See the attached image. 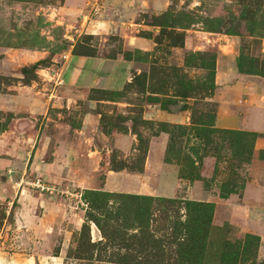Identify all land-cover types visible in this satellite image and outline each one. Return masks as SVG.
Instances as JSON below:
<instances>
[{"label":"rangeland","instance_id":"1","mask_svg":"<svg viewBox=\"0 0 264 264\" xmlns=\"http://www.w3.org/2000/svg\"><path fill=\"white\" fill-rule=\"evenodd\" d=\"M64 2L0 0V159L14 137L1 134L7 99L26 87L53 96L70 37L77 52L95 40L78 33L95 8L68 25ZM168 3L137 15L157 26L153 52L134 54L148 65L145 91L53 103L42 154L69 151L50 169L26 164L27 148L24 163L0 160V264H264V0ZM187 34L201 48L183 49ZM150 104L188 110L152 118ZM36 177L54 188L80 181L85 205L38 191Z\"/></svg>","mask_w":264,"mask_h":264},{"label":"crops","instance_id":"2","mask_svg":"<svg viewBox=\"0 0 264 264\" xmlns=\"http://www.w3.org/2000/svg\"><path fill=\"white\" fill-rule=\"evenodd\" d=\"M168 1L65 0L63 7L65 11H68L66 17L69 21L68 25L75 24L77 22L76 18L79 19L81 13L89 14L92 8H95L96 13H92L88 19L89 21L86 22V27H81L78 32L95 38V40L89 44H83L82 51L77 52L72 50L76 37L73 38L70 35L72 36L70 37L72 43L64 51L66 58L54 74V78L59 84H56L53 96H38L35 95L34 90L26 87V90L22 89V92H18V94L7 99L9 103H7L5 109L12 112L13 117L8 121L7 129H4L1 134H5L6 130L11 131L13 129L14 137L11 140L3 141L7 145L3 151L5 155L0 159L1 163L6 165H17L18 162L24 163L25 148L29 149L27 163H25L28 164L30 161L32 162L30 165L39 168L50 169L60 160V156H66V152L69 151L67 148L59 151L62 152L60 154L56 150L51 156L42 154L43 139L41 138L46 127L45 123L48 120V111L54 107L53 103H71L74 100L77 101L81 95L89 91L123 92L129 93L130 97L131 93H136L137 89L145 91L148 65L146 62L134 57V54H150L153 52L156 45L153 38L157 33V26L137 19V15L139 13H159L166 9L169 5ZM196 37V35H185L182 39V48L192 51L196 47L201 48L202 45H196ZM128 53H130V57ZM131 99H134V96ZM132 101L135 102V100ZM187 110L188 108H183L181 111L170 113L157 110L156 104H150L145 105L143 113L147 117L152 116V118H182L186 116ZM16 113H22L24 116L15 118ZM233 119L234 117L231 115L221 116L219 122L222 124L233 123ZM33 121L37 122L35 127H33ZM253 122L256 128L262 125L258 117ZM11 152H14L15 156L20 158H17V160ZM104 154H98L95 159H91L92 163H97L99 159L104 158ZM65 165L67 164L65 163ZM105 167V163H102L101 168ZM119 177L118 172L111 171L107 175L109 186L116 187ZM73 182L81 185L80 181L74 180ZM0 192L2 195L8 194V186H4V189ZM31 199H34V197H30L27 203L30 204Z\"/></svg>","mask_w":264,"mask_h":264},{"label":"built area","instance_id":"3","mask_svg":"<svg viewBox=\"0 0 264 264\" xmlns=\"http://www.w3.org/2000/svg\"><path fill=\"white\" fill-rule=\"evenodd\" d=\"M61 58L65 60V54H61ZM30 184L33 187H36L38 191H44L49 194L56 192L58 195L62 196L63 198H66L68 200L72 199L71 201L74 202L75 206H84V202L82 199V191L83 187L81 185H78L77 183H74L70 181V185L60 187L59 185L54 188L53 184L50 182H45L44 180H41L40 177H36L33 179ZM55 184V183H54ZM73 187V188H71Z\"/></svg>","mask_w":264,"mask_h":264},{"label":"water","instance_id":"4","mask_svg":"<svg viewBox=\"0 0 264 264\" xmlns=\"http://www.w3.org/2000/svg\"><path fill=\"white\" fill-rule=\"evenodd\" d=\"M16 219H17L19 228H21V229L27 228V223H26L25 217L23 215H21L19 212L16 214ZM96 238H98V236Z\"/></svg>","mask_w":264,"mask_h":264},{"label":"trees","instance_id":"5","mask_svg":"<svg viewBox=\"0 0 264 264\" xmlns=\"http://www.w3.org/2000/svg\"><path fill=\"white\" fill-rule=\"evenodd\" d=\"M74 51V50H73ZM129 57H130V53H128ZM127 55V54H126ZM84 191H82V198L84 199V195H83ZM127 256L123 257V259H126ZM123 263L125 264H144V263H141L140 261H136V262H131V261H124Z\"/></svg>","mask_w":264,"mask_h":264}]
</instances>
